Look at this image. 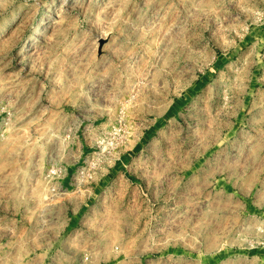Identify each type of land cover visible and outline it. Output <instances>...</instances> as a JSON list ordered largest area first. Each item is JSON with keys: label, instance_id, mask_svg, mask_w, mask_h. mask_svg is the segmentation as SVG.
<instances>
[{"label": "rangeland", "instance_id": "rangeland-1", "mask_svg": "<svg viewBox=\"0 0 264 264\" xmlns=\"http://www.w3.org/2000/svg\"><path fill=\"white\" fill-rule=\"evenodd\" d=\"M43 253L264 264V0H0V261Z\"/></svg>", "mask_w": 264, "mask_h": 264}, {"label": "crops", "instance_id": "crops-1", "mask_svg": "<svg viewBox=\"0 0 264 264\" xmlns=\"http://www.w3.org/2000/svg\"><path fill=\"white\" fill-rule=\"evenodd\" d=\"M64 234V231L60 230V232L57 233L58 236H61ZM52 236V231L48 228L47 230H44L43 232H39L37 230L36 234V249L41 250V252H46V250H51L53 247H60L61 241L58 239V236L54 238V243H53V238ZM62 237V236H61ZM57 240V241H56ZM57 245V246H56ZM0 264H52L51 260L46 257V254H40L36 259H32L28 262H22L19 260L15 259H9L8 261H0Z\"/></svg>", "mask_w": 264, "mask_h": 264}]
</instances>
